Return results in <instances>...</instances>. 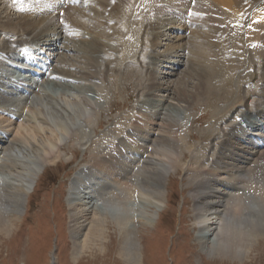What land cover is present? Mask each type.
Listing matches in <instances>:
<instances>
[{
  "label": "bare ground",
  "instance_id": "1",
  "mask_svg": "<svg viewBox=\"0 0 264 264\" xmlns=\"http://www.w3.org/2000/svg\"><path fill=\"white\" fill-rule=\"evenodd\" d=\"M39 1L43 4L42 1L45 0ZM82 1L84 5H88L86 10L91 16L82 15V10L74 5H66L68 19L66 17L65 19L68 23L70 22L67 29L61 27L59 16H56L57 20L50 19V22L54 21L53 23L37 22L36 17H26L32 22H37L35 24L17 19L15 23L19 24L21 30H17L18 25L5 24L3 27H7L8 30L3 35L4 46L0 47V55L5 57L3 61L8 62L9 58L16 61L22 60V53L19 55L17 48L29 41L38 43L42 48L55 46L57 51L63 50V53L73 49L74 52L84 54L82 58L84 61L88 59V53L102 51L101 43L96 42V39L101 37L97 31L93 33V36L89 35L88 41L81 42L84 51L76 48V45L70 48L68 45L70 43L63 45L64 41L66 42L63 34L69 29L74 28L83 33L89 32L90 26L86 29V22L102 25L101 27L106 31L105 34L113 25H119L109 20L114 17L111 12L114 11L112 10L113 0L108 2L111 8L106 0ZM33 2L34 0L29 1L27 7L30 8ZM0 3L5 10L9 9L14 13L6 0H0ZM53 3L55 6H60V3L55 0ZM117 3L120 5L117 18L122 20L124 26L120 31L121 36L126 33L125 30L130 29L127 36L128 48L124 49L125 51L130 49L124 57V61L129 62L124 65L121 63L119 57L122 56L123 51L120 44L119 46L114 44L111 50L118 52L115 54L107 48L104 49L101 54L103 63L101 61L99 64L104 65L107 61V65L111 66L110 71H124V80L129 78L128 74L134 73V69L126 67L139 66L141 68L144 62L149 67L153 62L152 58L142 57L143 60L140 61L138 57V59L135 57V49L131 50L135 47V35L129 22L137 23L134 27L137 33L138 52L142 49L141 46H148V39H150L148 43L153 46L151 36L160 34V29L165 26V24H156L159 18L163 17L160 12H165L167 17L175 22V17H183L190 10L191 15L185 27L189 28L190 23H193L194 25L191 24V26L200 30L196 31L195 36L189 42L186 40L183 46L186 44L187 48H191L193 58H187L188 49H183L181 45L180 51L183 54L177 55L176 60L172 61L170 59L172 56L168 55H162L163 59H160L161 64L171 65L170 73L176 72L174 67L186 65L189 68L185 72L187 80L180 79L177 83L174 82L173 91L172 85L166 83L164 84L166 86L165 96L157 98V95L152 101H140L139 108L142 106L151 108V113L146 115L149 117L146 118V122H141L138 117L132 120L133 122L130 121L131 123L124 119L115 122L99 136L94 135L93 137V134H88L83 142L81 137L79 140L76 139L75 134L81 132L84 125L85 109L90 107L96 110L97 105L80 97L76 91L83 93L93 89L94 85L84 84L82 86L84 90L73 89L71 86L79 85H71L65 81L82 79L91 81L87 72H84V78L70 76L69 59L63 55L64 57L59 56V60L56 59L63 67L61 66L60 69L50 67L47 76L51 75L54 79L45 81L40 86L36 82L34 87L30 85L22 87L0 76V236L8 233L9 228L13 226L12 220L24 211L27 198L32 193L41 172L48 164L65 156L63 145L67 144V140H72L73 145H80L81 149L90 155L93 171L101 175L97 182L93 177L94 183L90 188L88 187L87 198L96 197V190L107 186L109 180L112 186H108L109 191H100L103 193L101 198L108 199L107 196L111 195L112 198L119 200V204L125 206L122 218L129 220L130 206L126 207L127 202L135 198L152 200L151 204L159 209L158 204L163 200L166 201L164 186L169 173H176L178 169H181L188 174L187 185L193 187L191 192L192 200L195 202L193 218L208 232L201 236L202 244L205 247L215 248L222 258L243 257L246 251L244 248L248 247L252 239L255 240L258 237L259 230L264 224V165L260 164V161L264 159V150L262 152L256 143H252V140L249 143L251 137L248 133L264 130V113L255 110L252 115L256 118H253L243 110L248 104V99L256 97L257 99L253 101L264 103V0H119ZM136 8L137 10L144 8L141 10L140 18L139 16L133 17ZM45 10L48 11L45 6H41L39 11L47 13ZM6 15V21H9L10 15L7 13ZM105 19H107L106 22ZM10 21L14 22V19ZM64 21L63 19L61 24L65 25ZM53 24L58 28L51 36L47 34L46 29ZM153 25H155L156 33H153ZM36 29L39 31L33 35ZM72 32L73 37L77 38L76 31L72 30ZM142 33L146 35L145 41L140 37ZM163 34L166 37L163 40L171 37V34L167 35L169 32L167 34L163 32ZM32 35L33 38L30 39ZM216 35L217 39L211 43ZM112 36H116L115 32H112ZM121 38L125 41L126 34ZM176 38L186 39L182 36L172 39ZM98 40L100 41V38ZM214 47L212 52L211 48ZM105 53L106 56H104ZM164 53L167 54L166 51ZM160 57L161 55L157 56V58ZM3 61H0V67ZM256 68L259 72L255 71ZM149 73L148 75L151 76ZM31 77L29 76V80L33 81ZM134 79H137L141 85L137 75H134ZM108 80L110 81V77ZM234 80L238 88L244 87V91L241 90L239 95V92L235 95L232 90ZM156 83L154 78H151L148 89H153ZM63 84H67L66 88ZM79 84H81L80 81ZM189 84L191 85L188 86ZM49 85L57 87L58 90L61 88V92L59 90V94H54L43 88ZM63 88L71 94L68 95L62 90ZM23 89H26L28 93L25 94ZM197 104L209 107L207 112L211 115L213 123L231 122L233 118L238 121L232 126H227V130L224 128L219 129V132L217 129L214 130L212 136L207 135V131L201 132V143L218 137L220 143L216 154H213L214 151H211L212 155L210 153L201 155L200 152H196L197 149L189 143L192 137L190 130L186 129L182 134L178 129L181 127L179 121L173 120L177 114L181 112L184 114L191 105ZM168 118H172L173 121H166ZM244 123L246 128L243 130ZM126 125L131 130L124 129ZM239 130L241 133L244 132V139L240 137H235L236 141L229 139V136H236ZM252 137L262 138V136L254 135ZM8 147L15 150L14 158L19 157L26 160L29 166L6 162V156L1 157V154H4L3 150L7 151ZM182 147L188 151L187 160H184ZM256 154L258 156L256 162L253 163V169L247 168ZM5 173L11 176L15 183H12L11 189L5 187L7 185L1 177ZM25 175H27V180L24 179ZM98 182L99 186L95 190L94 185ZM148 207L151 208L149 205ZM86 213H88L87 210L77 212L76 209L74 215L70 216V232L77 255L93 248L102 250L103 241L106 240L103 218H86L89 215ZM242 221H245V225ZM121 230L123 234L126 233L124 228ZM124 239L130 240V234L125 235ZM121 249L129 264H139L137 250L130 242H126Z\"/></svg>",
  "mask_w": 264,
  "mask_h": 264
},
{
  "label": "rangeland",
  "instance_id": "2",
  "mask_svg": "<svg viewBox=\"0 0 264 264\" xmlns=\"http://www.w3.org/2000/svg\"><path fill=\"white\" fill-rule=\"evenodd\" d=\"M110 1L111 0H106L108 5V2ZM117 1L119 0H113L112 10H114L115 13L114 11H111L114 17L109 18V20L113 21L114 23H119V25H113L111 28H109L107 34H105L106 31L101 27L102 25L100 26L95 22H91L90 24L86 22V29H88V26H90L88 29L90 33H83V31H77V29L71 28L63 34L66 39V42L64 41L65 44L63 43V45L70 43L68 44L70 48L76 45V48L84 51L81 46V42L84 40L88 41L89 35L92 34L93 36V33L97 31L98 35L101 37H98L100 38V41L97 38L96 42L101 43L103 50L107 48L112 51L111 49L114 44L116 46H119L120 44L123 54L121 57H115H119V60H121L123 65L126 64V62H129L124 61V57L126 54H128L130 49L127 51L124 49L128 48L127 42L129 39H127V36L130 32V29L125 30L126 40L122 41L123 38L121 37H123L125 34L123 36L120 34V31L124 26L122 20L117 18L119 15L117 11L120 6ZM109 6L111 8V5ZM76 7L82 10V15L86 14L87 16H91L89 15L88 10H86L88 9V6L80 3L76 5ZM142 9L137 10L136 8L133 17L139 16L140 18V16H142ZM95 11L99 13L98 10ZM6 13L10 15L9 21H6ZM19 13L22 17H18L17 14V17H14L15 12L13 13L9 9L5 10L4 6L0 3V27H2L0 30H3L0 31V47L3 45V35L8 30L7 27L3 26L7 23H11L12 26L18 25L17 30H21L19 24L15 23L17 19L27 20L28 22L34 24L43 21H47L46 23L54 22H50V19L46 16L45 18L37 19V22H32L30 19H28L29 17L33 18L32 13L26 15H23L22 12ZM160 13L163 15V17L159 18L156 24H165V26L160 29V34L151 36V43H153V46L149 44L150 39H148V46H141L140 48L142 49H139L138 52V44L136 43L137 33L134 27L137 23L129 22L131 30L135 35V47L131 48V50L135 49V57H138L141 61L143 60L142 57L146 58L149 56L152 58L153 62L149 67H147L148 65L145 62L142 64V66L140 65L141 68L139 66L126 67L129 69H134V73L128 74L129 78L126 80H124V71H110L111 66L107 65V61L104 65L99 64L101 61L103 63V57L101 58L103 50L100 52L96 51L97 53L94 51L93 53H88V59L86 61L82 59L84 57L83 53L74 52L73 49H70L65 53H63V50H61L62 55L58 54L56 58L57 60L60 59L59 56L62 57L63 55L69 59L68 70L71 68L70 76L75 75L76 77L84 78V72H87L88 77L91 78V81H86L84 79L75 80L76 82L74 80H66L65 82L71 85H79H70L73 87V89L84 90L82 87L84 84L94 85L93 89L84 91L83 93L75 90L77 92L76 94H78L80 97H83L90 102L96 103L97 105L96 110L90 107L85 109V118H83L84 125L80 130L81 132H76V139L79 140L81 137L84 142V139L87 138L88 134H93V137L94 135L99 136L104 131H107V129H109L111 126H113L115 122H120L124 119H127L128 123H131L133 122L132 120L138 117L141 122H146L149 118L146 115L151 113V108H145L144 106L139 108L138 104L140 101H152L155 99L153 97H156L157 95V98L163 95L165 96L164 90L166 86H164V84L166 85V83L172 85L174 82L177 83L180 79H183V81L187 80L185 77V72L189 68L186 65L174 67V71H176L174 74L172 71V73L169 71L171 65L166 63L161 64L160 59H163L162 55H168L169 57L172 56L170 58L172 61L176 60L177 55L183 54L180 51L183 43L186 42V40L189 42L192 37L195 36L196 31L200 29L196 28L195 26H191L189 29L187 28L184 33L182 32L181 34L177 35V33H175L171 27V24L173 25L174 21L170 20L165 12ZM65 16L66 15H64L62 18ZM11 19H14V22H11ZM106 21L107 19H105V22ZM69 23H67V28H69ZM191 24L193 23H190V25ZM155 25L152 27L153 33L157 32L154 30ZM52 26H54V24ZM181 26V21H178L174 24V28L181 29ZM49 28V30L46 29L47 34L55 32L52 27ZM72 30L76 31L77 38L73 37L74 34ZM38 31L39 30L36 29L33 35ZM162 31L166 34L169 32L167 35L171 34V37L163 40L166 37H164L165 34H163ZM112 32H115V37L112 36ZM33 35L30 36V39L33 38ZM145 36L146 35L142 33L140 37L142 40H144ZM172 36H182L186 39L176 38L173 40ZM217 37L218 36L216 35L215 38L211 40V43L215 42ZM116 42L118 43L116 44ZM186 48L187 47L185 44L183 49ZM187 49V58H193L191 48L188 47ZM214 49L215 47L211 48V51L213 52ZM165 51L167 54L164 53ZM112 52L116 54L118 51L113 50ZM106 55L107 54L105 53L104 56ZM160 55L162 58H157V56ZM107 59L109 60V56ZM57 60L53 62V69H60L61 66L63 67V65H60ZM135 63H137L136 60ZM165 66L168 67L166 68ZM146 67L149 68V70H146ZM7 69V73L11 76V78L18 81L19 79L21 80V77L18 76V73L11 71L10 68ZM257 70L258 69L256 68L255 71L257 72ZM148 72L151 73V76L148 75ZM134 75L139 77L141 85L137 82V79H134ZM108 77H110V81L108 80ZM150 77L154 78V81L157 82L155 87L151 90L148 89V83L151 79ZM53 79L54 77L52 76L49 78L46 77L43 82H41L42 80L40 81V85L44 84L45 81ZM79 81L81 84H79ZM66 85L67 84H63V87L66 88ZM190 85L191 84L188 86ZM238 87L239 86L234 80L232 84V90L234 91L235 95H237V92H239L238 95L241 94V90L244 91L243 86H241V88ZM43 88L46 91L52 92L54 94H59V90L61 92V88L58 90L57 87L51 85L44 86ZM174 89L175 85H172V91ZM62 90L67 92L68 95L71 94L64 88ZM254 99L257 98H251V100L248 99L246 108H243L244 111L248 112L249 116H253L255 110L258 112L262 111V113H264V103L253 101ZM167 100L169 101V99ZM207 110H209L208 106L203 107V105L198 104L193 106L191 105L190 108L184 112V114L181 112L175 117L174 115L172 116V118L174 117V121H179V126L181 127L178 129L182 134L185 133L186 129L190 130L192 137L189 139V143H191L192 147L197 149L196 152H200L201 155H207L209 153L212 155L213 151V154H216L219 147L218 144L220 143L218 137L207 139L205 142L201 143V132L207 131V135L212 136L214 130L217 129V132H219V129L223 128L227 130V126H232L238 122L235 120V118H233L231 122L227 121L225 123L224 121L213 123L212 117H210L211 115L207 112ZM172 118H168L166 121L172 122ZM124 129L131 130L128 125H126ZM235 137L241 138L244 137V134L239 130L236 136H229V139L236 141ZM63 150L65 152V156L54 163L48 164L44 168L32 193L27 198L24 211H21V213L16 215L15 220H12L13 226L9 228L8 233L0 236V264H129L127 260H125L123 249H121L124 247L126 242H130L134 248H136L138 260H140L139 264H264V224L259 230L260 234L258 237L255 240L252 239L248 247L246 246L247 248H244L246 251L243 257L238 256L237 258H222L217 254L215 248L205 247L202 244L201 236L206 235L208 232L206 229L201 227L200 223L195 222L193 218V205L195 204L191 197L193 187L191 185H187L188 174H185L181 169H178L176 173H169V178L164 186L166 201L163 200L162 203L158 204L160 206L159 209H157L156 205L151 204L152 200L148 201L145 199L140 200L139 198H135L130 202H127L128 204L126 207L130 206V219L124 220L122 217L124 216L123 209L125 206L123 204H119V200L112 198L111 195L107 196L109 200L104 197L101 198L103 193L100 191H109L108 186H112L109 180L107 186H103L101 189L97 190L96 188L99 186V182L96 183L94 185V189L97 191L96 197H92L91 199L87 198L89 192L88 187L90 188V186L94 183L93 177H95L97 182L101 176L99 172L93 171V168L91 167L92 165L90 164V155L86 153L85 150L81 149L80 145H73L72 140H67V144L63 145ZM182 151L185 156L184 160H187L189 157L188 151L184 150L183 147ZM3 152L4 154H1V157L5 155L6 162L14 163L16 165L29 166V162H26V160H23L19 157L14 158V154L16 152L13 148L11 149L8 147V150H3ZM257 156L258 155L256 154L252 158V162L247 166V168L253 169V163L256 162L255 160ZM262 160L263 161H260V164L264 165V159ZM4 175L1 177L2 179L4 178L3 181L8 186L5 187L11 189L13 186L12 183H14L13 179L6 173ZM24 179L27 180V175H25ZM83 191L84 193H82ZM148 205L151 208H149ZM76 209L77 212L81 210H87L88 213L86 214L89 215H87L86 218H103L105 222L103 224L106 227V240L103 241L102 250L93 248L94 250L89 249L88 251L77 255L78 253L76 250H74L73 246L74 239L70 232V216L74 215ZM242 222L243 225H245V221ZM122 228L126 230L125 234H123V231L121 230ZM128 233L130 234V240L126 241L124 237Z\"/></svg>",
  "mask_w": 264,
  "mask_h": 264
}]
</instances>
